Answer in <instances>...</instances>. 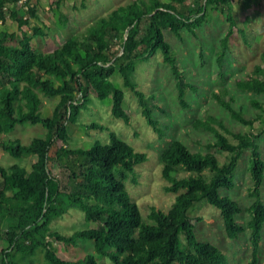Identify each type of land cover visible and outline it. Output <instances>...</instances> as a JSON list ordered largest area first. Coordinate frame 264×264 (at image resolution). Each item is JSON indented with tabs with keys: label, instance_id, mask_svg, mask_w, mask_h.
Returning a JSON list of instances; mask_svg holds the SVG:
<instances>
[{
	"label": "trees",
	"instance_id": "16d2710c",
	"mask_svg": "<svg viewBox=\"0 0 264 264\" xmlns=\"http://www.w3.org/2000/svg\"><path fill=\"white\" fill-rule=\"evenodd\" d=\"M238 1L128 0L112 6L49 51L32 47L33 36H46L37 24L31 25V33L21 29L14 40L0 30V148L13 158L8 163L0 162V239L4 242L0 264H21L18 256L25 264H32L31 256L37 251L47 264H98L92 253L64 259L50 242L54 239L74 246L84 238L92 240L95 252L106 256L111 264H231L219 247L197 238L194 224L200 216L187 211L199 200L219 210L228 238L237 237L245 228L249 230L251 258L246 264H255L264 223L259 189L264 162L253 131L229 132L212 115L196 117L192 127L211 134L205 146L224 151L225 158L220 161L211 151L191 149L183 141L171 139L159 152V164L166 181L164 190L174 193L173 200L166 209L151 207L146 219L125 186L129 174L130 181L136 182L135 165L147 158L144 151L135 149L113 131H109L107 142L94 140L88 147L77 149L68 146L72 132L81 124L86 128H107L95 119L80 121L82 109L90 101L88 90L99 99L110 95L111 115L128 122L123 91L110 79L115 70L122 85L137 97L147 124L160 137L162 131L145 105L142 91L136 88V64L159 50L174 73L176 98L186 106L185 87L195 86L177 72L175 55L163 29L180 38L182 29L194 34L213 13L221 14L227 22L217 52L221 65L229 36L235 30L244 33L236 25L233 6ZM4 2L0 0L1 19ZM27 11L29 16H36L33 5ZM9 15L19 28L29 23L27 17L17 15L13 9ZM115 43L117 49L113 48ZM259 59L250 73L233 80V91L254 95L233 104V91L221 86L212 96L231 118L248 126L257 121L261 124L259 132L264 133V50ZM42 96L56 97L47 115L41 112ZM249 108L253 112L247 115ZM25 122L39 123L45 129L44 135L28 143L10 136L16 124ZM245 149L249 151L248 195L252 200L244 207L248 218L242 224L236 218L242 208L220 189L235 185L234 171ZM28 154L35 155L29 169L23 163ZM53 164L58 167L56 174L52 172ZM10 199L30 202V206H12ZM69 206L78 207L83 219L97 226L69 233L50 229L51 218L61 216Z\"/></svg>",
	"mask_w": 264,
	"mask_h": 264
},
{
	"label": "rangeland",
	"instance_id": "374dc122",
	"mask_svg": "<svg viewBox=\"0 0 264 264\" xmlns=\"http://www.w3.org/2000/svg\"><path fill=\"white\" fill-rule=\"evenodd\" d=\"M128 0H32L36 16L31 17L27 10L17 5H9L4 12V18L0 21V30L8 33L12 40L20 36L21 29L31 33V25L37 24L46 33V36L36 35L32 38V47L36 50L49 51L59 45L72 33L83 29L91 20L104 14L112 6L124 3ZM236 25L243 29V35L234 31L227 40V47L222 58L221 65L217 61L219 39L226 30L227 22L219 13H213L209 22L190 33L181 30L178 38L167 29H163L164 38L170 44L175 55L177 72L183 80L195 86L191 89L185 87L183 98L186 106H181L176 98L175 76L170 64L165 62L159 50L151 54L145 61H140L134 69L136 88L142 91L144 103L150 109L152 117L156 119L158 127L162 131L159 137L153 128L147 124L141 113V106L137 97L122 85L120 75L115 70L111 76L114 86L123 91V107L128 112V122L114 117L110 113V95L103 99L95 96L88 90L90 101L87 107L82 109L80 121L83 123L95 119L107 125V128H86L79 125L71 134L68 146L73 148L88 147L94 140L107 142L109 131H113L119 138L133 146L137 150L146 153L147 158L135 165L136 182L130 181L131 175L125 179V186L131 198L136 203L142 218L146 219L151 207L166 209L170 206L174 193L165 191L163 184L166 182L160 174L159 152L171 139L183 141L191 149H203L213 152L220 161L224 160L225 152L217 147H206L211 134L206 130L194 129L192 121L196 117L206 118L212 115L220 119L229 132L253 131L257 134L260 156L264 162V133L259 132L261 124L257 121L251 126L241 124L231 118L228 112L218 104L212 96L221 86L233 91V80L238 75H245L260 63L259 53L264 50V0H239L234 4ZM13 9L17 15L29 19L27 25L17 26L15 20L9 15ZM122 38L125 37L121 33ZM119 36V37H120ZM113 48H118L115 43ZM264 69V67H263ZM1 90V89H0ZM236 96L233 104L245 100L249 92L233 91ZM259 96V95H256ZM264 98V96H263ZM56 97L42 96L41 112L47 115L51 112ZM253 109L246 111L247 115ZM228 131H223L230 136ZM45 129L39 124H16L10 132V136L18 137L21 143H28L35 136H43ZM248 149L241 153L235 171V185L231 189H220L221 193L229 194L242 208L237 213V220L244 224L248 213L244 210L252 198L248 195V187L251 179L248 171ZM35 159L34 154L24 157L23 163L29 169L30 162ZM5 149L0 148V162L12 161ZM52 172L58 173L56 164L52 165ZM260 198L264 203V176L259 185ZM12 206L29 207L30 202L10 199ZM188 214L200 216L195 221L194 231L198 239L206 240L219 247L227 256L231 264H246L251 258V243L249 230L245 228L235 238H228L225 234L223 222L219 210L199 200L188 209ZM50 229L69 233L77 228L95 227L97 223L85 221L82 211L78 207L69 206L61 215L51 218ZM53 250L64 259H74L92 253L98 264H111L110 260L101 254H97L93 248L92 240L78 239L73 245H65L61 241L51 239ZM0 239V248L3 246ZM32 264H47L40 251L31 256ZM264 258V223L261 229V238L258 242L255 264H263ZM21 264L25 262L18 256Z\"/></svg>",
	"mask_w": 264,
	"mask_h": 264
},
{
	"label": "built area",
	"instance_id": "2783aa9c",
	"mask_svg": "<svg viewBox=\"0 0 264 264\" xmlns=\"http://www.w3.org/2000/svg\"><path fill=\"white\" fill-rule=\"evenodd\" d=\"M32 0H5L1 8L3 9V12L9 7V5H17L18 7H21L24 10L28 9L29 5H32ZM1 21V18H0Z\"/></svg>",
	"mask_w": 264,
	"mask_h": 264
}]
</instances>
